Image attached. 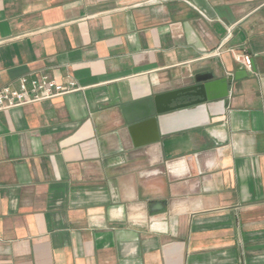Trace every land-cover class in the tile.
<instances>
[{"label": "crops", "instance_id": "1", "mask_svg": "<svg viewBox=\"0 0 264 264\" xmlns=\"http://www.w3.org/2000/svg\"><path fill=\"white\" fill-rule=\"evenodd\" d=\"M241 70L134 143L122 106ZM23 76L79 89L0 111V264H264V0H0Z\"/></svg>", "mask_w": 264, "mask_h": 264}, {"label": "water", "instance_id": "2", "mask_svg": "<svg viewBox=\"0 0 264 264\" xmlns=\"http://www.w3.org/2000/svg\"><path fill=\"white\" fill-rule=\"evenodd\" d=\"M243 73L245 72L241 70L233 76L193 84L122 106L121 112L130 126L134 143H137V134L141 131L146 132V140L139 145L159 141V116L182 110H195L199 105L226 99L231 83L238 80Z\"/></svg>", "mask_w": 264, "mask_h": 264}, {"label": "built area", "instance_id": "3", "mask_svg": "<svg viewBox=\"0 0 264 264\" xmlns=\"http://www.w3.org/2000/svg\"><path fill=\"white\" fill-rule=\"evenodd\" d=\"M231 35V29H227L226 40ZM222 44L215 50L217 54L221 50ZM234 60L240 63L246 71L252 72V59L245 53L233 54ZM79 88L72 80L66 84L57 83L46 77L28 78L23 76L19 78L17 87L3 86L0 88V111L10 108L20 107L26 104L42 102L77 91Z\"/></svg>", "mask_w": 264, "mask_h": 264}]
</instances>
